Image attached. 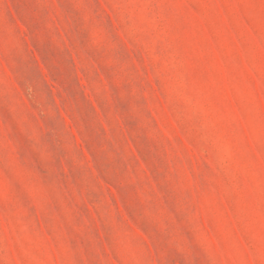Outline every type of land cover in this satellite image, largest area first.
Wrapping results in <instances>:
<instances>
[{"label": "rangeland", "instance_id": "obj_1", "mask_svg": "<svg viewBox=\"0 0 264 264\" xmlns=\"http://www.w3.org/2000/svg\"><path fill=\"white\" fill-rule=\"evenodd\" d=\"M0 264H264V0H0Z\"/></svg>", "mask_w": 264, "mask_h": 264}]
</instances>
